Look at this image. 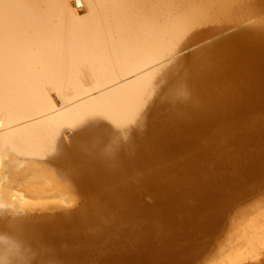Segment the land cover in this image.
Segmentation results:
<instances>
[{
	"label": "bare ground",
	"instance_id": "bare-ground-1",
	"mask_svg": "<svg viewBox=\"0 0 264 264\" xmlns=\"http://www.w3.org/2000/svg\"><path fill=\"white\" fill-rule=\"evenodd\" d=\"M252 1L0 0L2 260L89 264L102 243L96 264H193L211 248L205 233L264 181ZM123 222L135 241L115 237ZM237 227L212 264H264V209Z\"/></svg>",
	"mask_w": 264,
	"mask_h": 264
},
{
	"label": "rangeland",
	"instance_id": "rangeland-1",
	"mask_svg": "<svg viewBox=\"0 0 264 264\" xmlns=\"http://www.w3.org/2000/svg\"><path fill=\"white\" fill-rule=\"evenodd\" d=\"M254 1H256V0H253L252 2H251V4L253 3V5H255L256 4V2H254ZM258 2H262V0L260 1V0H258ZM262 3H264V0H263V2ZM262 3H257L256 5H255V7H253V5L251 6L250 4H249V6L250 7H248V5H247V8H250V9H253V10H251L252 12H251V14H254L255 13V11H256V15L254 14V15H252V18L249 20V22L251 23V21L252 20H254V21H257V20H260L261 18H264V4H262ZM261 6V7H263V8H261V7H258L259 5ZM251 7H253V8H251ZM256 7H258V8H260V9H258V8H256ZM250 9H247V10H250ZM255 10V11H254ZM253 11H254V13H253ZM222 21L224 22V24L227 22L228 24H233V22L232 21H234V20H232L231 18H229V19H225V21L224 20H220V21H218L219 22V24L221 23V24H223L222 23ZM236 21V20H235ZM235 21H234V23H235ZM226 23V24H227ZM248 23V22H247ZM247 23H244V24H241V25H234L235 27H232V28H230V29H228V30H226V31H224L223 33H221V34H224V33H228V32H234V31H237V30H239L240 28H242V27H244V26H246V24ZM248 25H252V24H248ZM221 34H219L218 36H220ZM157 84V83H156ZM155 96V97H154ZM152 99L155 101V99H157V95L156 94H153V95H148V98H147V101H146V104H145V106L143 107V111L141 112V114L139 115V117L137 118V121H135L134 123H133V125H134V129H141L142 127H141V125H139V123H143L142 125H145V121H147V119L150 117V116H145L146 114H150V112H152L151 110H147V109H151V107L152 106H150L151 104L153 105V103H150V102H152ZM153 101V102H154ZM150 104V105H149ZM150 111V112H149ZM145 112V114H143ZM143 115V116H142ZM145 116V118H143ZM146 119V120H145ZM143 120V121H142ZM141 128H140V127ZM263 181V180H262ZM70 182L72 183V181L70 180L67 184L68 185H70L68 188H69V190H71V191H68L69 193H67V196H69L70 198H73V196H75V198H76V196H77V194L78 193H80V192H78V191H81V194H80V197H83L82 199L80 198V197H78V199H80V201L77 203V204H79L80 202H82V201H84L86 198H88L89 196V194L87 195L86 193H88V192H86V191H83V190H81L80 188H78V187H76V186H74L73 184H70ZM261 183V185H258V187L254 190V191H251V192H249L248 194H246L245 196H243V197H241L240 199H237V200H234V202H233V204L230 206V209H228L229 211H226V213H227V215H224L223 216V218L221 219V220H223V221H221L220 220V224H219V226H218V228H217V230H215V231H211V232H209V233H205L206 235L208 234V235H210L209 237L210 238H213V240H212V245H211V248H208L206 251H204L201 255H199V256H197L196 258H197V260L195 259L194 261H196V262H194L193 264H212L213 263V261L215 260V259H217L218 257H219V255H221L223 252H224V250L226 251V249H227V246H231V244H232V240H233V238L235 237V233L237 232V230H238V224H239V222L241 221V219H242V216L243 215H249V214H252L253 212H255V211H257V210H260V209H264V181L263 182H260ZM67 185V186H68ZM74 190H77V192L76 191H74ZM72 191H74L73 193L75 194V195H73V193H72ZM225 192H229V191H225ZM145 193L147 194L148 192H144L143 194H142V198H141V202L143 203H145V204H147L146 202H148L149 204L148 205H150V204H152V203H154V200H155V197L153 198L152 196H154V194H150V193H148V194H150V195H146L145 196ZM82 194H85V195H83L82 196ZM71 195H73V196H71ZM85 196V197H84ZM144 197H146V198H144ZM152 197V198H151ZM59 198H61V196H55V197H51L50 199L48 198L47 200H57V199H59ZM85 198V199H84ZM40 199V198H39ZM84 199V200H83ZM143 199H146V200H143ZM154 199V200H153ZM36 200H38V199H36ZM151 200H152V202H151ZM151 202V203H150ZM51 203H54V201H52ZM69 204L71 205V203H68V204H66V205H63V208L62 209H67V208H65V207H68L69 206ZM65 206V207H64ZM39 207V206H38ZM41 207V206H40ZM70 208H72V207H74L73 205H72V207L71 206H69ZM33 208H35V207H33ZM36 208H37V206H36ZM35 208V209H36ZM38 209H41V208H38ZM28 210V209H27ZM31 210V209H30ZM33 210V209H32ZM225 214V213H224ZM118 216V215H117ZM226 216V217H225ZM128 222V221H127ZM127 222H125V224H126V227L128 226V225H131V223L132 222H130L129 221V223H127ZM161 222H163V221H160V223L157 225V227L158 228H161ZM164 223V222H163ZM124 224V222L121 224H119L117 227H118V229L119 230H121L120 231V233H122V230L123 229H121V228H124V226L123 225H125ZM100 226H102V225H100ZM99 226V227H100ZM119 226H121V227H119ZM123 226V227H122ZM105 228L107 227L106 226V224H105V226H104ZM129 227V226H128ZM100 228H102V227H100ZM180 229H182V230H184L185 229V227H183V228H180L179 227V230ZM186 229H188V228H186ZM182 230H181V232H182ZM1 232V231H0ZM212 232H214V233H212ZM210 233H212V234H210ZM116 234H118V235H116L115 236V233H114V236L115 237H121V235H123L124 233H122V234H120L119 235V231L117 230L116 231ZM113 235V234H112ZM206 235H201L200 237H206ZM208 235H207V239H209L208 238ZM113 236V237H114ZM124 236V235H123ZM122 236V237H123ZM119 237V238H120ZM134 238L136 239V237H124V238H120V240H123V241H121L120 243H124V241L126 240V241H129V243L132 241V239H133V241H135L134 240ZM203 239H205V238H203ZM231 242V243H230ZM122 243V244H123ZM126 243V242H125ZM15 244V243H14ZM19 243H17L16 242V244L15 245H18ZM88 245V247H89V250L91 249V251H90V253L92 252L93 254L92 255H90L89 256V258H90V261H89V264H96L97 262H99L100 261V259L102 258V256H103V254H101V253H104V252H102V251H105L103 248H101V247H103V245H102V243L101 244H95V245H97L96 246V250L98 249L99 251H100V253L98 254L97 252H98V250L96 251L95 250V245H94V243H90V244H87ZM92 245V246H91ZM99 245V246H98ZM93 246H94V249H93ZM100 248V249H99ZM27 250H24V251H22L21 252V255L23 256V258L24 257H26V255H27V252H26ZM95 251H96V253H95ZM195 252H197V250L195 249L194 250ZM3 254V253H2ZM1 253H0V259H1V263L0 264H3L2 263V261L3 260H5L6 261V264H7V261H8V264L10 263H12L13 264V262H9V260H7V259H4V258H6V254H3L4 255V258H3V260H2V258L1 257H3V255H2ZM99 257H98V256ZM91 256H97V257H91ZM88 258V259H89ZM99 258V259H98ZM58 259H60L61 261H57V259L54 261V263H51V264H57V263H59V264H64L65 262H67V261H65V258H63V257H58ZM96 260H98V261H96ZM5 261H4V264H5ZM12 261V260H11ZM64 263H63V262ZM92 261V263H90ZM96 261V262H95ZM62 262V263H61ZM74 263H76V261H73ZM73 262H71L70 264H74ZM251 264L253 263V264H256L255 263V261L253 262H250ZM15 264V263H14ZM16 264H18V263H16ZM20 264V263H19ZM47 264H50V263H47ZM66 264V263H65ZM67 264H69V263H67ZM76 264H82V263H79V262H77ZM259 264V263H258Z\"/></svg>",
	"mask_w": 264,
	"mask_h": 264
}]
</instances>
